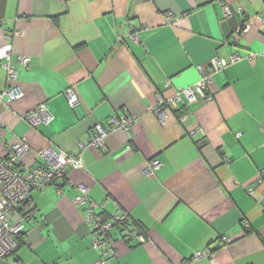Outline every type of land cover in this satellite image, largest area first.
Segmentation results:
<instances>
[{
  "label": "crops",
  "instance_id": "obj_1",
  "mask_svg": "<svg viewBox=\"0 0 264 264\" xmlns=\"http://www.w3.org/2000/svg\"><path fill=\"white\" fill-rule=\"evenodd\" d=\"M7 44L24 96L0 102V157L24 141L23 171L46 164L47 148L84 167L31 191L15 217L21 244L0 264L102 257L89 203L74 204L80 185L104 219L129 220L110 230L104 264H264V0H0V48ZM232 55L213 73L209 100L154 112L158 96L191 87L212 59ZM42 103L52 120L36 128L25 115ZM115 114L134 122L110 130ZM99 123L109 130L100 147L91 143ZM154 159L161 165L149 171Z\"/></svg>",
  "mask_w": 264,
  "mask_h": 264
},
{
  "label": "built area",
  "instance_id": "obj_2",
  "mask_svg": "<svg viewBox=\"0 0 264 264\" xmlns=\"http://www.w3.org/2000/svg\"><path fill=\"white\" fill-rule=\"evenodd\" d=\"M225 15L231 16L233 10L227 2H223ZM239 11L243 7H239ZM237 33L244 32V28L240 27L236 30ZM132 38L138 40L137 35H132ZM11 45L7 44L0 48V61L7 70L8 85L4 93L0 94V102H7L20 99L24 96L22 87L17 83V71L15 63L11 58ZM238 59L237 55H232L229 58H214L211 61V69L204 70L201 68V77L197 83L191 87L179 89L173 96L164 98L158 96L157 104L153 108L154 112L160 118H164L166 114L163 105L167 104L174 108L188 109V104L198 100H209L211 96L208 91V84L212 80L214 72L226 68L229 64ZM19 61L23 64H29V58L20 56ZM67 97L71 106L79 103V97L74 89L67 90ZM184 102L183 106L180 103ZM26 121L33 127L49 124L52 120V114L47 103L40 104L37 108L29 111L25 115ZM134 122V117L127 115H117L111 117L109 120L110 130L118 128L129 129ZM108 129L101 123L95 125L94 133L91 137V143L96 146H102L105 142V137ZM29 146L26 142L15 143L8 149L6 157H0V258L7 257L12 254L21 243V235L24 231V224L22 221H16L15 217L22 209L24 203L30 199V194L33 189L43 190L47 185L55 183L62 179L67 174L68 167L83 168V160L80 156L69 154L65 152H56L52 148L43 149L40 154L47 159V163L43 165L31 166L24 171L21 169V159L28 152ZM161 165L158 159H154L149 171H154ZM264 170L260 174V181L263 182ZM81 194L74 199V204L77 206L89 203L87 220L91 222L94 228L95 240L94 246L102 255L94 264H104L106 259V248L110 238L108 236L110 230L115 225L127 227L129 220L124 213H119L114 216L112 220L104 219L99 210L102 209L101 204L88 199V189L85 185H80ZM248 223H246L247 225ZM135 231L128 236L131 237ZM227 238L223 239L226 244ZM209 254V251L198 253V256Z\"/></svg>",
  "mask_w": 264,
  "mask_h": 264
},
{
  "label": "trees",
  "instance_id": "obj_3",
  "mask_svg": "<svg viewBox=\"0 0 264 264\" xmlns=\"http://www.w3.org/2000/svg\"><path fill=\"white\" fill-rule=\"evenodd\" d=\"M29 201V200H28ZM28 201H26L25 203H24V205L23 206H27L28 204H29V202ZM25 207L23 208L22 207V209L19 211V212H22L24 209H25ZM31 211H28L27 213H30ZM27 215V214H26ZM22 235H23V233H22ZM22 235H21V238H22ZM21 244V243H20Z\"/></svg>",
  "mask_w": 264,
  "mask_h": 264
}]
</instances>
